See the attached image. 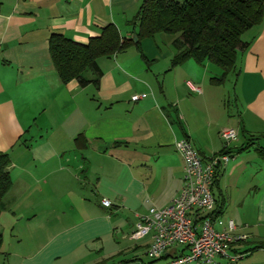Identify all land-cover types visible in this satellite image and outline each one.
<instances>
[{"label": "crops", "instance_id": "1", "mask_svg": "<svg viewBox=\"0 0 264 264\" xmlns=\"http://www.w3.org/2000/svg\"><path fill=\"white\" fill-rule=\"evenodd\" d=\"M141 2L0 0V152H11L14 180L4 211L17 214L34 194L52 210L36 264L75 254L77 264L149 262L151 237L133 239L132 230L140 215L181 191L184 160L175 142L187 137L205 159L230 151L213 187L217 212L249 235L237 246L246 255L233 264H264V248L250 251L264 241V159L254 147L264 146V20L244 34L250 46L227 77L237 76L235 111L226 82H211L212 63L189 59L171 68L175 53L167 57L150 43L145 57L136 46L100 57L99 87L63 83L56 71L51 33L87 43L114 23L134 37L130 21ZM227 128L238 137L224 140ZM251 135L260 139L238 151Z\"/></svg>", "mask_w": 264, "mask_h": 264}, {"label": "trees", "instance_id": "2", "mask_svg": "<svg viewBox=\"0 0 264 264\" xmlns=\"http://www.w3.org/2000/svg\"><path fill=\"white\" fill-rule=\"evenodd\" d=\"M264 20V0H142L137 14L130 21L134 25L132 36L122 35L114 23H109L98 36L80 43L60 32L49 37L50 54L63 83L76 80L80 86L94 84L99 87L103 71L98 64L102 56H112L131 46L145 54L142 41L159 33L174 36L175 54L171 68L189 59L205 65L210 62L222 72L211 78L215 85L226 82L230 72L236 69L239 55L250 46L243 35ZM260 136L251 135L249 142L238 149L244 151L254 146ZM78 140V139H77ZM264 159V146H254ZM230 153L227 147L218 154ZM9 153L0 152V216L6 209L5 198L13 187ZM220 170L215 179H218ZM217 202V199H216ZM218 208L216 213L218 214ZM3 235L0 232V253ZM264 248V241L250 249Z\"/></svg>", "mask_w": 264, "mask_h": 264}, {"label": "built area", "instance_id": "3", "mask_svg": "<svg viewBox=\"0 0 264 264\" xmlns=\"http://www.w3.org/2000/svg\"><path fill=\"white\" fill-rule=\"evenodd\" d=\"M142 95L135 94L133 100ZM227 142L238 137V131L227 128L221 131ZM184 160L183 186L170 204L163 208L152 207L139 216L131 237L139 240L150 236L147 249L149 262L141 264H233L246 252L237 248L248 240L234 219L224 220L216 213L213 191L218 170L228 163V153L205 159L192 141L184 137L175 142ZM103 204L111 205L103 199ZM179 247L181 251L163 261L165 253Z\"/></svg>", "mask_w": 264, "mask_h": 264}, {"label": "rangeland", "instance_id": "4", "mask_svg": "<svg viewBox=\"0 0 264 264\" xmlns=\"http://www.w3.org/2000/svg\"><path fill=\"white\" fill-rule=\"evenodd\" d=\"M172 37V35L167 33H159L154 38L144 39L142 46L144 43L145 45L150 43L154 46L155 50L163 53V55L166 54L168 57L171 55V52L172 54L175 53L173 44L169 45L168 43ZM243 37L245 38V35ZM213 68L215 71L210 69V73L218 76L216 73L220 71V68L214 64ZM226 86H229L228 90L231 92L229 96L231 102L230 108L235 111L238 107V103L234 101L235 91L238 92L237 76L231 74L226 81ZM262 144L264 145V139H262ZM7 153L11 154V152ZM12 153L16 154L13 151ZM22 154V152H19L16 155L18 157ZM32 200L29 203L22 204L17 209V214L6 212L7 210L2 212L0 216V232L3 235V243L2 252L0 253V264H36L38 260V247L46 236L51 235L52 229H48V223L54 222V217L51 215L52 210L47 208V206H41L42 203L39 202L40 198L36 194L32 196ZM56 211L60 212L61 207H57ZM34 212H37L38 216H35ZM120 233H118L119 236L121 235ZM74 256L63 258L54 264H77L78 257Z\"/></svg>", "mask_w": 264, "mask_h": 264}, {"label": "water", "instance_id": "5", "mask_svg": "<svg viewBox=\"0 0 264 264\" xmlns=\"http://www.w3.org/2000/svg\"><path fill=\"white\" fill-rule=\"evenodd\" d=\"M134 40L137 41L138 40V36L134 35Z\"/></svg>", "mask_w": 264, "mask_h": 264}]
</instances>
